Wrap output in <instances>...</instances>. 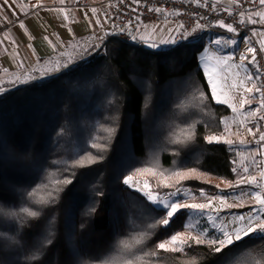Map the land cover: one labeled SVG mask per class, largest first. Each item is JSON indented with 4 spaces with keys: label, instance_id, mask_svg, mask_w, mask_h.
I'll list each match as a JSON object with an SVG mask.
<instances>
[{
    "label": "trees",
    "instance_id": "16d2710c",
    "mask_svg": "<svg viewBox=\"0 0 264 264\" xmlns=\"http://www.w3.org/2000/svg\"><path fill=\"white\" fill-rule=\"evenodd\" d=\"M203 47V41H194L157 52L109 35L60 73L0 92V264H120L126 259L135 264L140 257L139 264H255L264 259V238L254 236L221 253L195 243L182 252L157 250L158 242L184 227L187 213L181 210L168 226L149 228L166 213L122 182L145 165L165 175L196 169L236 182L235 153L206 139L222 130L221 119L231 109L211 95L198 60ZM189 126L192 138L175 143L179 129ZM106 128L115 131L109 136ZM88 153L103 158L73 166ZM66 178L72 183H55ZM217 184L192 177L156 189L188 186L195 194L215 195L223 190ZM36 188L52 193L48 203L32 202L27 193ZM21 207L40 215L23 220L9 215H22ZM140 232L148 233L143 243L124 249L121 242ZM153 251L157 254L145 255Z\"/></svg>",
    "mask_w": 264,
    "mask_h": 264
},
{
    "label": "snow or ice",
    "instance_id": "6c2138e0",
    "mask_svg": "<svg viewBox=\"0 0 264 264\" xmlns=\"http://www.w3.org/2000/svg\"><path fill=\"white\" fill-rule=\"evenodd\" d=\"M198 2V0H197ZM233 2H237V0H233ZM259 2L264 5V0H259ZM4 3L7 4L8 0H4ZM60 3H64V0H60ZM40 3L39 0H37V3L32 4V7H39ZM24 10V9H21ZM53 11H59L63 14L64 19L67 20L68 12L63 9H52ZM93 12L96 11V9H92ZM155 11L160 12L164 11L161 8H156ZM246 14L244 12L240 13L241 16V22L243 23V17ZM254 15L260 17V22H264V12L257 11ZM248 21L251 23H257V20H254L252 18V15H248ZM5 20L7 17L4 18ZM219 27L226 28L229 32H236L237 29L232 26V24H225L223 20H220L217 22ZM20 27L24 28L25 25L21 21ZM205 26L197 23L191 31L185 30L183 32V39H187L189 36H192L193 33H196L198 30H202ZM180 28H183V25H180ZM126 29H120V31H125ZM69 31H71L69 29ZM155 32V29L152 30ZM129 36L131 39L136 40L139 38L140 41L148 44L151 48H158L161 44L169 45V44H176L177 41L174 38H167V39H160L158 42L152 38L150 35H140L137 37V35H133L132 32L128 31ZM9 35L5 34V39H8ZM31 38V37H30ZM47 40L48 38L45 37ZM3 41H0L2 43ZM15 43V41H13ZM49 43H51L49 41ZM211 43H214L216 45H232L236 44V40H224V39H217L214 41H211ZM261 49L264 50V39L260 41ZM53 47H55L53 45ZM255 49L252 47H248L246 49V52L248 53H255ZM15 55H18L16 53ZM247 59V56L243 53L240 55L241 63H232L233 57L231 55L229 56H218L215 53H212L209 51V49H205L203 53L200 55V60L202 61V67L203 71L207 77V82L210 85L211 88V95L212 97L218 102L227 104L233 111V113H237L238 115H245L247 117H255L260 109H264V98L261 99L260 102V108L257 109L255 112H248V113H241V109L244 107L245 104H250L251 101L244 96H241L239 99V107L237 106V97L232 94L233 90H236L238 88H243L246 92L252 93V92H261V89L259 87H256L255 85L252 88H247L245 85V80H252L253 77L250 74H246L245 79H237L240 76V73L238 71H235L236 69L245 68V65L243 64V61ZM72 62L71 59H69L64 64H60L59 61L56 62V65L52 71H59L61 67H67L68 64ZM252 62H255V56H252ZM5 72H7V69H4ZM227 73V74H226ZM47 72H41V75H47ZM34 77L28 76L27 79H33ZM231 78V83L229 84L228 81ZM19 77H16V80H19ZM26 82V81H21ZM6 91L5 88L0 87V92ZM261 96L264 97V93H261ZM199 99L202 101L205 99V96L203 93H200ZM261 119H264V117H261ZM235 122V121H234ZM224 132L228 133L229 135H233L231 132V125L228 123L227 118L224 119ZM239 124L243 126L245 124L244 119L239 120ZM63 131V130H61ZM105 132L109 134V136L115 131L112 128H106L104 129ZM249 133L252 132L251 129H247ZM192 138V132H191V126H189L188 129H179L178 134L176 135L175 143H184L187 140H190ZM209 143L212 142H223L229 145H232L234 143H240L245 144L248 141L243 139L233 140L225 136L224 134L219 135H210L206 137ZM259 140L264 141V132L259 134ZM93 148H97L100 151H103L105 149V145L93 143ZM243 155V154H238ZM102 156H93L91 153L86 154V156L81 157L80 159L76 160L74 162L73 166L78 167H86L89 164L96 163L99 159H102ZM235 163V161H234ZM243 163V161H242ZM233 171H236L235 168H233ZM243 171L247 173L249 171V168L247 166L243 167ZM198 176V173L196 169H190L187 172L185 171H175L168 175H165V173L162 170H159L155 165H145L141 168H136L132 170L128 175H125L123 177V183L127 185L130 188H133L143 194V196L150 201L157 210L163 211L166 213L164 217H162L160 220L156 221L155 224L149 225V228H156L158 225L168 226L170 224V221L181 212V210H188L189 219L185 223V232H176L172 234L167 239L160 241L156 244L157 250H163L167 252H177V251H183L185 247L190 246L191 243H195L197 245L201 244H207L208 247L215 253H221L229 246H232L235 244L236 241H241L244 237H256V238H264V169L260 170L259 173V179L257 176L249 175L247 177L241 176L235 183L228 182L226 184V187L228 188H234L239 187L241 184H248L255 186V188L259 189L258 191H252L249 193L253 200H254V206L251 207V210L241 214V215H234L232 217V220L229 222L232 227L229 228L228 224L223 223L222 221L220 223H217V216L212 215L209 213L207 215V220L210 222L212 229L215 231H218L220 233L219 236L213 235L211 238H209L208 235V228L200 229L198 234H193V230L198 228L199 221L194 218L193 214L199 213L200 215H203L206 210L211 209L213 212H218L219 209L213 208V201L218 200L220 204V208H233V207H244V205L241 204H232L228 202V199L224 196L219 197H212L207 198L206 203H181L179 199L172 200V197H177L178 194L181 192L180 188H176L175 191L168 193L166 196H161L159 192L153 191L152 189V180H155L157 182L158 187H171L173 184H179L182 180L192 178L193 176ZM169 181H172L170 183ZM55 183H62V184H71V179H64L63 181H56ZM217 188H219V184L215 185ZM40 186H38L39 188ZM46 187V186H45ZM38 188L33 189L31 192L27 193L28 197L32 199V202L34 204L43 205L49 202L52 193H46L41 194L38 191ZM56 191H59V189H56ZM185 195L188 194V190H184ZM201 195L206 196V194L201 190ZM244 194L242 193L241 196ZM239 199V197H238ZM20 213L22 215H17L15 213H9V215L16 216L18 220H23L24 217H39L40 212L38 210H34L30 207H21ZM94 211V209H90L89 212ZM3 235V234H0ZM148 233L147 232H140L136 233L135 235H132L130 237L129 241H122L121 244L124 249H131L132 247H135L136 245H140L143 243V241L147 238ZM47 243H51V240H48ZM157 252L153 251L152 253H147L145 255H156ZM33 259L37 258L36 256L32 257ZM143 260V257L136 258L135 264H139L140 261ZM105 264H115L114 261L106 260ZM120 264H134L133 259H126L120 261ZM191 264H195V261H192ZM255 264H264V259L257 260Z\"/></svg>",
    "mask_w": 264,
    "mask_h": 264
},
{
    "label": "crops",
    "instance_id": "0c3cea01",
    "mask_svg": "<svg viewBox=\"0 0 264 264\" xmlns=\"http://www.w3.org/2000/svg\"><path fill=\"white\" fill-rule=\"evenodd\" d=\"M214 1L223 7H230L233 3V0ZM35 3L37 0H33L31 3L24 0H8L7 4L4 3V0H0V41H3L0 43V87L16 86L21 81L28 80V76L36 78L52 74L56 72L51 69L55 67L57 61L62 65L69 59L73 61L79 53L85 50L94 48L96 51L107 37L104 29L107 21L105 0H64V3H60V0H39L40 6L32 7V4ZM32 8L36 9L32 11ZM60 8L68 12L67 20L64 19L62 13L52 10ZM92 9H96V11L93 12ZM257 11L264 12V5L261 4L259 9L252 10L251 14L254 15ZM5 17H7L6 20ZM21 21L25 25L24 28L20 27ZM152 25L159 28L158 31L153 32L152 28L147 30L144 28L146 26H143L140 28L138 37L150 35L158 42L160 39L173 38L175 35L176 28L169 27L164 22ZM225 32L235 34L227 31L226 28L219 27V25L214 26L210 33ZM254 32L259 42L264 39V22L258 24L254 28ZM5 34L9 35L8 39H5ZM45 37L48 39L46 40ZM241 40L246 41L241 46V53L247 56L246 61L252 63L256 74L253 86L259 87L258 71L255 62H252L253 53L246 52V49L251 47L250 40L246 37H241ZM16 53L18 55H15ZM237 54H239V49H237ZM4 69L8 71L5 72ZM41 72L48 74L42 76ZM16 77L20 79L16 80ZM251 95V103L244 105L243 113L255 112L260 108L261 94L254 91ZM260 110L255 117L242 115L240 118L232 119L229 116L227 121L230 124L240 119L245 121L259 119ZM259 122L261 127L256 133L254 141L244 146L240 153L243 154L242 156L238 154L236 156L237 164L246 161L249 174L257 176V178H259L260 170L264 169V141L259 140V134L264 132V119H259ZM225 136L229 138V134ZM235 169L237 181L243 176V173L240 169ZM255 189H257L255 186L241 184L239 187L229 190L238 194L237 204L244 205V207H236V209L245 212L251 210L254 202L246 201L244 195L241 196L243 192L240 191L250 192Z\"/></svg>",
    "mask_w": 264,
    "mask_h": 264
},
{
    "label": "built area",
    "instance_id": "2783aa9c",
    "mask_svg": "<svg viewBox=\"0 0 264 264\" xmlns=\"http://www.w3.org/2000/svg\"><path fill=\"white\" fill-rule=\"evenodd\" d=\"M24 1L31 3L33 0ZM105 3L107 21L104 29L107 36L115 35L114 31L118 29L119 33L115 36H118L123 41L132 43V39L128 34L129 30L133 35H137L138 37L141 27L157 22H164L169 27L176 28L173 38L177 43L169 45L161 44L163 51H170L184 43L194 42L198 39L205 40L214 26L218 25L217 22L220 20H223L225 24H232V26L237 29V31L233 33L248 38L251 47L256 50L253 55L255 56V65L259 76L260 94L264 93V50L261 49V44L254 32V28L262 22H260V17L251 14L252 10L260 8L261 3L259 0H237V2H233L230 7L218 5L214 0H198V2L197 0H105ZM156 8H161L164 11L157 12L155 11ZM35 9L36 8H32V11ZM241 12L246 14L243 17V23L241 22ZM249 14L252 15L254 20H257V23L248 21L247 17ZM197 23L205 27L193 33V35L189 36L186 40L183 39V32L185 30L191 31ZM180 25H183V28H180ZM120 29L126 30L120 31ZM262 98L264 97L261 96V99ZM261 117H264V109L260 110L259 119H261ZM224 119H221L223 128L217 135L228 134L224 132ZM259 119L245 121L243 126L239 124V121L230 123L233 135H229V138L248 141L245 144L237 142L229 145L225 143L227 150L235 153L232 159L234 168L240 169L244 177L250 175L249 172L245 173L243 171V167H248V163L243 161V163L237 164L236 156L242 152L245 145L254 141L256 133L261 127ZM247 129H251L252 132L249 133ZM237 196L238 194L233 191H228L225 194L228 201L235 199Z\"/></svg>",
    "mask_w": 264,
    "mask_h": 264
},
{
    "label": "rangeland",
    "instance_id": "374dc122",
    "mask_svg": "<svg viewBox=\"0 0 264 264\" xmlns=\"http://www.w3.org/2000/svg\"><path fill=\"white\" fill-rule=\"evenodd\" d=\"M147 28V30L149 28L155 29V31H158L159 28H155V25H145ZM217 39H224V40H236V44H232V45H216L214 43H211V41L217 40ZM198 41H203L204 42V47L201 51L198 52V60H199V64L202 67V61L200 60V55L201 53L204 52V50L207 48L209 49L210 52L215 53L218 56H229L231 55L233 57L232 63H241L240 60V55H241V46L244 45L246 43V41H242L241 37L235 35V34H230V33H209L208 36L206 37L205 40L202 39H198L195 42ZM237 49H239V54H237ZM243 64L245 65V68H241V69H236L235 71H238L240 73V76L237 79H245L246 74H250L253 79L252 80H245V85L247 88H252L253 84L256 80L255 78V71L253 70V68L249 65V62L244 60ZM203 69V67H202ZM227 74V73H226ZM207 78V77H206ZM228 83H231V78L229 79ZM210 86V85H209ZM211 89V88H210ZM233 95H235L237 97V106L239 107V99L241 98V96L247 97L249 100L251 99V93L246 92L243 88H238L236 90H233L232 92ZM227 105V104H226ZM231 109V108H230ZM244 107L241 109V113H243ZM242 115H238L237 113H233L232 109H231V115L230 118L234 119V118H240ZM210 135H217V133L215 134H210ZM208 135V136H210ZM207 136V137H208ZM188 170H186L185 172H187ZM197 171V170H196ZM198 176H193V177H198L200 179H204V180H214L216 181L218 184H220V186L223 187V190H221L220 192L216 193L215 195H210V194H206V196H202L201 194H195L194 190L192 187H188V186H182V187H177L181 189V192L178 194L177 197H172V200H177L179 199V201L181 203H206L207 202V198H212V197H219V196H224L226 192H228L229 190H231L232 188H228L226 187V184L228 183L227 180L221 179V178H211L203 173L198 172ZM170 183H172V181H169ZM152 183V189L153 191L159 192L156 187H157V182L155 181L154 183L151 181ZM173 186H175L173 184ZM188 190V194L185 195L184 190ZM175 189L171 190V191H166V192H159V194L161 196H166L168 193L175 191ZM253 191H258V189H255ZM240 192L244 193V197L246 199V201H253L252 196L249 194L250 192H247V190H241ZM229 203L232 204H237L238 203V199L235 198V200H231L228 201ZM213 208L215 209H219L218 212H213L211 209L206 210L205 213L203 215H200L199 213L193 214L194 218L196 220L199 221V225L197 229L193 230V234H198L200 229L203 228H208V235L209 238H211L213 235L215 236H219L220 233L218 231H215L214 229H212L210 222L207 220V215L209 213H211L214 216H217V223H220L221 221L225 224H228L229 228L232 227V225L229 223L232 220V217L234 215H241L246 213L245 211L241 210V209H236V207L233 208H220V204L218 200H214L213 201ZM187 213V219L186 222L189 219V215H188V210H184ZM185 222V223H186ZM186 228L185 226L176 231V232H185ZM175 232V233H176ZM168 238V237H167ZM165 238V239H167ZM163 239V240H165ZM162 240V241H163ZM186 247L184 248L183 251H185Z\"/></svg>",
    "mask_w": 264,
    "mask_h": 264
},
{
    "label": "water",
    "instance_id": "95a60500",
    "mask_svg": "<svg viewBox=\"0 0 264 264\" xmlns=\"http://www.w3.org/2000/svg\"><path fill=\"white\" fill-rule=\"evenodd\" d=\"M118 33H119V30L116 29V30L114 31V34L117 35ZM132 43L141 44L142 47H144L145 49H148V50H154V51H157V52L162 51V47H161V45H160L158 48H151V47L148 46V44H146V43L140 41L139 38L136 39V40H133V39H132ZM66 68H67V67L62 68V69H60L59 71H56V72H54V73H52V74H49V75H47V76H45V77H41V76L36 77V79L49 78V77H51V76H54V75L60 73L61 71L65 70Z\"/></svg>",
    "mask_w": 264,
    "mask_h": 264
}]
</instances>
